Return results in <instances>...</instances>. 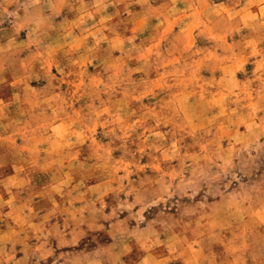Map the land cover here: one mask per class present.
Instances as JSON below:
<instances>
[{"label":"rangeland","instance_id":"374dc122","mask_svg":"<svg viewBox=\"0 0 264 264\" xmlns=\"http://www.w3.org/2000/svg\"><path fill=\"white\" fill-rule=\"evenodd\" d=\"M0 264H264V0H0Z\"/></svg>","mask_w":264,"mask_h":264}]
</instances>
